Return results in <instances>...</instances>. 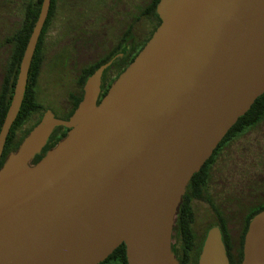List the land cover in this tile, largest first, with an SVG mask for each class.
<instances>
[{
    "label": "water",
    "instance_id": "1",
    "mask_svg": "<svg viewBox=\"0 0 264 264\" xmlns=\"http://www.w3.org/2000/svg\"><path fill=\"white\" fill-rule=\"evenodd\" d=\"M52 0H43L0 130V162ZM146 46L99 101L86 81L68 120L51 109L0 168V264H179L173 231L192 177L264 94V0H160ZM58 127L67 135L41 155ZM198 264H230L218 227ZM241 264H264V211Z\"/></svg>",
    "mask_w": 264,
    "mask_h": 264
},
{
    "label": "flooded vegetation",
    "instance_id": "2",
    "mask_svg": "<svg viewBox=\"0 0 264 264\" xmlns=\"http://www.w3.org/2000/svg\"><path fill=\"white\" fill-rule=\"evenodd\" d=\"M131 10H134L132 18L128 17V21L121 27L123 29L119 30L116 38L113 41L109 40L107 45L101 36L99 38V28L85 29V32L83 30L73 39V53L67 60L68 67L71 66L69 67L71 69L74 65L72 57L78 55V52L88 50V48H94L97 58L100 55H103L104 58L110 57V60L105 64L109 65L103 73V91L104 88L110 87L116 81L130 65L132 59L140 53L158 23V20H148L146 3L142 0L135 3ZM106 35L107 32L104 31L102 37L105 38ZM81 38L85 39L81 40ZM78 47L81 50L76 52ZM103 91H101L99 100L105 96ZM34 123L36 122L31 121L27 128L34 127L32 126ZM53 147L48 148L46 152ZM215 151V155H212L214 160L208 172L209 178L204 191L211 202L198 199L192 201L191 208L195 221L193 226L194 239L191 247H187L183 242L179 227H176L175 222L172 248L179 264H189L190 262L198 264L209 230L214 227L227 228L228 213L232 211V202L239 209L245 211L246 216L252 210L257 209L260 203H264V130H247L238 137L227 139ZM37 157L32 163L36 161ZM201 212L208 213V220H206L205 229L198 233L195 230V224L197 215H200ZM246 223L247 220H244L239 225L241 231L245 229ZM231 239L228 242L229 249L226 250L229 263L241 264L244 259V244L241 245V240L237 236Z\"/></svg>",
    "mask_w": 264,
    "mask_h": 264
},
{
    "label": "trees",
    "instance_id": "3",
    "mask_svg": "<svg viewBox=\"0 0 264 264\" xmlns=\"http://www.w3.org/2000/svg\"><path fill=\"white\" fill-rule=\"evenodd\" d=\"M42 1L43 0H36L32 4L29 3L26 5L25 18L23 19L22 24L20 25L19 29L14 34L11 35L10 38L6 39V41L9 42L11 45V52L10 55L8 56V59L5 61L3 65L2 62L0 61V130L2 128L10 104L12 102V97L14 94V89L17 82L22 57L24 55V51L26 49L29 38L34 29V26L38 20ZM159 1L160 0L146 1L148 20H158V23L155 25V29L153 33L161 24V20L156 13V8ZM55 11H56V0H52L48 18L42 30L32 60V64L30 67L24 101L21 105L18 117L14 122L10 130V133L7 137L2 159L0 162V168L4 164L9 154L18 150L24 138H26L29 135V133L32 131V129L40 123L44 113L46 112V110H48V109L46 110L42 109V107L39 105L37 101V85L40 75V69L42 66L41 52H42L43 41L48 31V28L51 24V21L54 18ZM153 33L150 35L149 40L151 39ZM88 49L94 51V48H88ZM135 58L132 59L131 63L135 60ZM108 60H110L109 56L104 58L103 55H100L99 58H96L92 62L78 67V73H80V75L78 77L76 87L72 92L69 93L68 98L66 100V104L62 110L63 111L62 114H57L55 111L52 110L56 118L62 120H68L73 115L79 103L83 99L84 86L87 79L97 69L105 65ZM110 87L106 89L104 88V91L102 89L104 95L107 94ZM100 101L101 100H99L98 103ZM29 121L36 122L34 123V125H32L34 127H30V129L24 128ZM263 122H264V94L260 96L255 101L251 109L238 120V122L229 131V133L226 135L223 141L219 144L218 148H220L221 145H223L227 139L238 137L244 134V132H246L247 130L257 129L258 126H260ZM67 131L68 129L63 127L56 128L49 139L48 145L42 151V155L38 156L33 164L37 163L40 160L41 156L45 154L48 148H51L54 145H56V142L58 144V142L61 141L67 135ZM215 152L213 155H215ZM213 160L214 157L212 156L205 163L202 169L198 173H196L190 180L176 217V227H179V233L181 234V238L187 247L192 246L194 239L193 226H194L195 216L191 208L192 201L198 199V200L211 202V200L204 194V191L209 178L208 172L210 166L213 164ZM231 208L232 211H230V208L228 209L230 212L228 213L227 228L218 227L221 231L223 243L226 247V250L229 249L228 242H230L232 240L231 238L235 236L240 238L241 245L244 244V239L248 231L249 224L251 220L254 218V216L264 211V203H260L259 207L257 209L252 210L248 216H246L245 211L235 206L234 202H232ZM244 220H247L246 227L244 230L241 231L239 225ZM101 264H128L127 256H126V246L122 244L114 251L112 255L109 256V258L106 261H104ZM189 264H192V262H190Z\"/></svg>",
    "mask_w": 264,
    "mask_h": 264
},
{
    "label": "rangeland",
    "instance_id": "4",
    "mask_svg": "<svg viewBox=\"0 0 264 264\" xmlns=\"http://www.w3.org/2000/svg\"><path fill=\"white\" fill-rule=\"evenodd\" d=\"M36 0H0V61L2 65L8 59L11 45L10 38L25 18L26 5ZM139 0H56V11L45 35L41 60L42 66L37 85V101L42 109H51L62 114L66 100L77 84L78 67L97 58L94 51L85 50L72 57L74 65L68 67L67 60L73 53V39L81 32L99 28V38L105 45L113 41L119 30L132 18L131 10ZM146 3L148 0H142ZM107 35L103 38V32ZM85 39V38H81ZM101 40V39H100ZM76 49V48H75ZM81 50L80 47L76 52ZM29 121L24 128L30 126ZM264 130V122L258 126ZM208 213L197 215L195 230L200 233L205 229Z\"/></svg>",
    "mask_w": 264,
    "mask_h": 264
}]
</instances>
